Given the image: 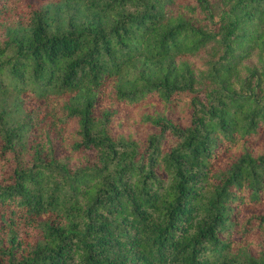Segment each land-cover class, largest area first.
<instances>
[{
    "label": "trees",
    "instance_id": "obj_1",
    "mask_svg": "<svg viewBox=\"0 0 264 264\" xmlns=\"http://www.w3.org/2000/svg\"><path fill=\"white\" fill-rule=\"evenodd\" d=\"M0 264H264V0H0Z\"/></svg>",
    "mask_w": 264,
    "mask_h": 264
},
{
    "label": "rangeland",
    "instance_id": "obj_2",
    "mask_svg": "<svg viewBox=\"0 0 264 264\" xmlns=\"http://www.w3.org/2000/svg\"><path fill=\"white\" fill-rule=\"evenodd\" d=\"M212 53H213L212 48H207L203 52H201L200 54H198L197 56L191 58L190 60L192 62L201 63L200 61H207L210 58L209 56ZM243 65L244 66H247V67H256V66H258L257 58L255 56H253L251 59H249L247 61H244L243 62ZM72 125H74V124H71V126L69 128V130H70L71 133L73 132ZM19 234L21 235L22 239L25 240L24 244L31 243V242L35 241V239H36V236L35 235L33 236L31 234V230L26 229V228L20 227L19 228Z\"/></svg>",
    "mask_w": 264,
    "mask_h": 264
}]
</instances>
